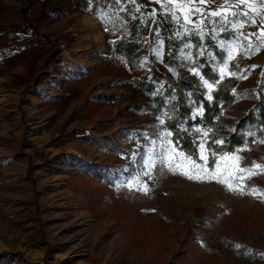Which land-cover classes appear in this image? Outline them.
<instances>
[{
    "label": "rangeland",
    "instance_id": "obj_1",
    "mask_svg": "<svg viewBox=\"0 0 264 264\" xmlns=\"http://www.w3.org/2000/svg\"><path fill=\"white\" fill-rule=\"evenodd\" d=\"M190 3L0 0V264H264V197L159 163L166 119L181 111L198 156L206 139L218 157L246 147L240 166L264 165L261 141L228 150L191 124L204 81L216 88L205 63L238 81L225 124L264 104V46L249 34L264 29V0L255 20L237 15L247 33L241 48L224 44L227 61L197 59L196 13L178 7ZM135 19L142 50L127 60L114 44ZM245 184L264 191V174Z\"/></svg>",
    "mask_w": 264,
    "mask_h": 264
},
{
    "label": "trees",
    "instance_id": "obj_2",
    "mask_svg": "<svg viewBox=\"0 0 264 264\" xmlns=\"http://www.w3.org/2000/svg\"><path fill=\"white\" fill-rule=\"evenodd\" d=\"M137 2L140 3L141 0H137ZM139 22V19L133 20L129 27L128 35L121 37L114 44L116 52L127 60L134 58L142 50V45L135 39L139 35L137 33ZM211 67L210 64L205 63L201 69L202 75L216 85V88L212 91L213 98L212 100L204 97L200 98V103L203 104V114L196 117L192 122L190 121L191 124L198 125L204 129H211L213 139L217 137L223 138L228 150H233L236 146L243 144L254 146L260 143L259 141H264V104L260 101L254 111L245 115L244 118L241 117L238 122L225 124L224 113L237 100L235 89L238 81L234 78L221 77L219 73L212 71ZM156 74L159 75L160 73L156 72ZM194 78L199 82L196 76ZM180 80L181 82L183 81L182 78ZM146 86L148 89H152L154 85L150 83L146 84ZM256 110L257 112H255ZM183 116L184 113L180 111L174 119L168 117L166 123L172 132L173 141L175 143L178 142V147L187 154L194 151L196 153L194 158H197V144L193 135L188 129H183L180 126ZM225 128H230L231 134L219 133Z\"/></svg>",
    "mask_w": 264,
    "mask_h": 264
},
{
    "label": "snow or ice",
    "instance_id": "obj_3",
    "mask_svg": "<svg viewBox=\"0 0 264 264\" xmlns=\"http://www.w3.org/2000/svg\"><path fill=\"white\" fill-rule=\"evenodd\" d=\"M200 3H204L205 0H199ZM182 10H186L188 14L193 12L199 13L200 8H193L190 5L181 4L178 5ZM239 8V5H221L220 10L212 11L210 15L212 17H220L225 23H231V21L227 20L226 13L229 8ZM250 8L254 9V5H249ZM233 16L236 15H247V13H238L232 12ZM185 22L190 23L189 16H185ZM255 23V21H252ZM235 26V25H234ZM242 26V25H241ZM259 40L261 44H264V29L259 33ZM251 47V45H249ZM259 45H257V50ZM231 57V52H230ZM221 76H223L224 69H221ZM205 86L208 89V99L212 100V89L213 85L209 84L207 81H204ZM199 115L203 114V107L198 109ZM196 132H201L204 138L208 137V133L211 129H195ZM172 136L171 132H165L163 137L161 138L160 148L162 152L159 154V163L162 168H167L168 171L176 173L177 170L180 171V174L187 176L188 179H196V180H215L217 183L224 184L229 191H238L241 194H245V190L247 189V193L249 195L264 197V191L259 189L258 187H248L245 184V181L250 179L254 175L264 174V165L253 162L250 166L241 167L240 163L245 159L242 152L247 151L248 149L245 147L243 149H237L234 153L224 152L221 156H217V152L211 149H206V139H201L199 144V156L196 159H193L196 156V153L190 152L186 154L183 150H178V142L174 143L172 140H168L167 137ZM264 143V141H261ZM216 144H223L224 141L222 139L214 140ZM155 144V141L153 142ZM208 153L206 155L205 153ZM209 155L213 158V164L215 167L213 169H209L207 166V162L209 159ZM199 161H204L203 164L198 163ZM226 162V163H222ZM156 161L153 159L152 155H149L148 160L145 162V167L148 168V171L144 172L145 176H150L151 168L155 166ZM232 181H237L238 183H233ZM136 183H140L139 176L135 179ZM129 187H132V184L129 183ZM143 190L147 193L148 188L147 185H143ZM239 247V245H237Z\"/></svg>",
    "mask_w": 264,
    "mask_h": 264
},
{
    "label": "crops",
    "instance_id": "obj_4",
    "mask_svg": "<svg viewBox=\"0 0 264 264\" xmlns=\"http://www.w3.org/2000/svg\"><path fill=\"white\" fill-rule=\"evenodd\" d=\"M190 1L191 7H198L201 10L199 13L195 14L196 24H194L192 28L195 32L194 36L191 38L193 51H200L197 59L218 58L222 59V61H227L232 58L227 56L224 44L237 43L238 47L241 48V37L246 36L247 33V21L240 23V21L237 20V15L233 16L231 13H247L246 16L240 14V17L244 19L245 17L248 18V15H251L249 20H255L254 17L257 15L255 10H257V5L261 2V0H205L204 3H200L199 0ZM237 4L239 8H229L226 13L227 20L231 21V23H225L220 17H212L210 15L212 11L220 10L221 5ZM249 5H254V9L250 8ZM225 64L228 63L225 62ZM219 75L221 76L220 73Z\"/></svg>",
    "mask_w": 264,
    "mask_h": 264
},
{
    "label": "built area",
    "instance_id": "obj_5",
    "mask_svg": "<svg viewBox=\"0 0 264 264\" xmlns=\"http://www.w3.org/2000/svg\"><path fill=\"white\" fill-rule=\"evenodd\" d=\"M250 37L252 38V40H254V41H256V42H258V44H260V45H263L264 46V44H261L260 43V40H259V37H258V35H257V33H256V29H255V27H251L250 28Z\"/></svg>",
    "mask_w": 264,
    "mask_h": 264
}]
</instances>
